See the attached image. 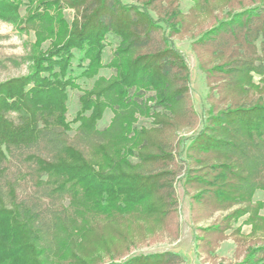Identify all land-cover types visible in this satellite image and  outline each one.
I'll return each mask as SVG.
<instances>
[{
    "label": "trees",
    "instance_id": "16d2710c",
    "mask_svg": "<svg viewBox=\"0 0 264 264\" xmlns=\"http://www.w3.org/2000/svg\"><path fill=\"white\" fill-rule=\"evenodd\" d=\"M138 1L0 0L1 19L20 25L25 7L30 24L43 22L35 27L39 41L52 39L45 51L35 47L29 75L0 84V264H99L106 254L108 264H188L175 251L118 262L132 245L112 252L97 233L100 222L162 223L178 206L177 182L207 185L213 199L244 201L248 209L255 192L264 191V0H251L196 41L212 57L208 64L220 62L214 70L223 81L218 104L207 96L201 131L180 141L189 145L177 154L179 145L160 141L157 132L181 120L193 126L198 115L190 72L173 40L176 15L157 17L150 0ZM64 5L82 10L83 20L46 33L59 17L54 9ZM109 36L118 44L104 63ZM77 57L80 77L94 84L69 121ZM105 68L114 74L99 76ZM254 75L263 81L257 98L249 94ZM107 110L113 117L100 129ZM139 118L151 119L153 128H139ZM224 226L213 234L223 235ZM236 264H264V244L249 246Z\"/></svg>",
    "mask_w": 264,
    "mask_h": 264
},
{
    "label": "rangeland",
    "instance_id": "374dc122",
    "mask_svg": "<svg viewBox=\"0 0 264 264\" xmlns=\"http://www.w3.org/2000/svg\"><path fill=\"white\" fill-rule=\"evenodd\" d=\"M250 1L150 0L151 6L148 7L154 11L157 17L168 18L172 13L176 15L177 25L172 24L174 25L173 40L188 66L191 80L190 103L198 115V120L193 121V126L185 125L186 121L181 120L177 126L166 128L163 133L157 132L156 135L161 138L160 141L170 139L169 141L173 142L174 146L179 145L175 147L176 154L179 151H185L189 145V143L182 144L180 141L194 137L201 131L202 117L200 116H202V111L210 106L207 96L210 94L215 97L214 103L218 104L220 88L216 87L223 81L221 74L214 70V67L218 66L220 62L214 60L208 64L207 61L212 57L203 47H199L195 43L206 30L224 19H229L234 12L253 5ZM124 2L140 4L138 0H124ZM56 11L54 9L53 12L56 15L59 14V17L53 22L51 28L45 29L46 33L50 31L55 34L61 33L60 23L65 24L66 28L68 27L70 30L75 29L84 17L82 10L67 5ZM19 15L20 25L0 18V84L12 78L29 75L33 66L31 56L35 47H40L45 51L51 45L52 39L50 38L45 37L39 41L35 27H39L43 22L36 19L37 21L34 20L30 24L26 20L25 7L20 9ZM117 44L118 41L109 36L108 46L103 50L104 63L110 61ZM81 72L77 57L73 63L72 75L78 86L69 89L67 102L69 121H73L80 109V96L89 91L94 84V79L81 78ZM113 74V70L105 68L100 71L99 76L107 78ZM207 76L209 77L208 81ZM262 83L261 77L254 75L252 81L254 88L251 86L249 89L252 98H257L261 94L257 88L262 87ZM239 93L245 94V89L241 92L237 91L236 94L232 93L233 98H239ZM112 117L113 114L110 110L105 111L98 123L99 128L103 129L108 126ZM137 125L139 128L145 127L149 130L153 128L152 120L147 118H139ZM72 127L75 129L77 124H73ZM133 160L138 163L137 160ZM199 187L183 188L182 184L177 182L178 206L170 214L171 216L162 223L133 218L127 223L106 225L105 221L101 220L102 233L99 231L97 233L104 235L105 245H109L112 250L116 249L112 252L121 253L126 245H132L118 262L139 254L175 251L183 254L187 258L188 264H236L245 259L249 246L255 247L264 244V191L255 192L248 209L244 201L225 202L226 200L213 199L212 187L201 184ZM202 190H204L203 193ZM200 193L203 196L199 195ZM218 225H226L223 235L213 234ZM111 262L112 260L106 254L99 264Z\"/></svg>",
    "mask_w": 264,
    "mask_h": 264
}]
</instances>
